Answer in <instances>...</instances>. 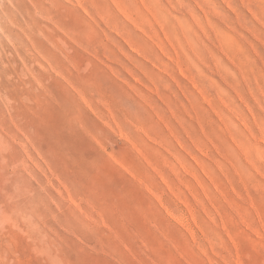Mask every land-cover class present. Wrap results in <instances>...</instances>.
Segmentation results:
<instances>
[{
	"label": "rangeland",
	"instance_id": "obj_1",
	"mask_svg": "<svg viewBox=\"0 0 264 264\" xmlns=\"http://www.w3.org/2000/svg\"><path fill=\"white\" fill-rule=\"evenodd\" d=\"M0 121V264H264V0H0Z\"/></svg>",
	"mask_w": 264,
	"mask_h": 264
},
{
	"label": "bare ground",
	"instance_id": "obj_2",
	"mask_svg": "<svg viewBox=\"0 0 264 264\" xmlns=\"http://www.w3.org/2000/svg\"><path fill=\"white\" fill-rule=\"evenodd\" d=\"M200 9V8H199ZM202 9V8H201ZM192 32V30H190ZM212 31V30H211ZM194 33V32H193ZM192 34V33H190ZM6 131L5 125L0 121V144L1 139ZM7 133V132H6ZM22 144V142L20 143ZM27 145V143H25ZM22 147V146H21ZM27 147V146H26ZM25 148V147H24ZM37 149V153L41 154L42 149ZM25 150V149H24ZM29 150V149H28ZM26 151V150H25ZM24 151V152H25ZM28 152V151H27ZM33 152V151H32ZM29 153V152H28ZM26 154V153H25ZM27 155V154H26ZM30 156V155H29ZM27 163V161H26ZM28 164V163H27ZM37 164V163H36ZM39 165V164H38ZM48 166V165H47ZM7 193V190H6ZM41 199L34 195H27L22 203L16 202L10 205L0 203V222L6 221L7 218H10L13 213L17 215H26L27 212L31 211L36 214L40 213ZM33 224V223H32ZM39 229V228H38ZM49 252H47L48 254ZM56 256V255H55ZM51 259V258H50ZM53 259V258H52Z\"/></svg>",
	"mask_w": 264,
	"mask_h": 264
}]
</instances>
